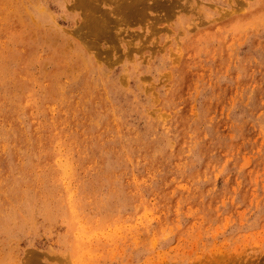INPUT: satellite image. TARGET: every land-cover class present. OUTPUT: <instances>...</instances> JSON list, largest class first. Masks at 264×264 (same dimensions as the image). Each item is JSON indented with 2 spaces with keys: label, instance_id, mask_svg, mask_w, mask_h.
<instances>
[{
  "label": "rangeland",
  "instance_id": "1",
  "mask_svg": "<svg viewBox=\"0 0 264 264\" xmlns=\"http://www.w3.org/2000/svg\"><path fill=\"white\" fill-rule=\"evenodd\" d=\"M0 264H264V0H0Z\"/></svg>",
  "mask_w": 264,
  "mask_h": 264
},
{
  "label": "bare ground",
  "instance_id": "2",
  "mask_svg": "<svg viewBox=\"0 0 264 264\" xmlns=\"http://www.w3.org/2000/svg\"><path fill=\"white\" fill-rule=\"evenodd\" d=\"M121 1V0H120ZM141 1V0H140ZM144 1V0H143ZM140 3V2H139ZM141 4V3H140ZM101 10V9H100ZM127 10V9H126ZM103 18V17H102ZM106 18V17H105ZM204 21V20H203ZM97 22H98V20H97ZM129 22V21H128ZM114 24V23H113Z\"/></svg>",
  "mask_w": 264,
  "mask_h": 264
}]
</instances>
